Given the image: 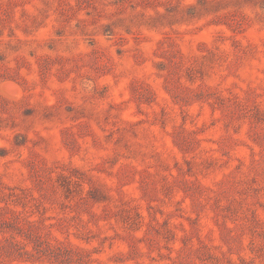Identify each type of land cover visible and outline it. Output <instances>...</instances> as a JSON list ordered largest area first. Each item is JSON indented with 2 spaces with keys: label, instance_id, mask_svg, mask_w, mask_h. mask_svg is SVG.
I'll return each instance as SVG.
<instances>
[{
  "label": "rangeland",
  "instance_id": "rangeland-1",
  "mask_svg": "<svg viewBox=\"0 0 264 264\" xmlns=\"http://www.w3.org/2000/svg\"><path fill=\"white\" fill-rule=\"evenodd\" d=\"M0 264H264V0H0Z\"/></svg>",
  "mask_w": 264,
  "mask_h": 264
}]
</instances>
